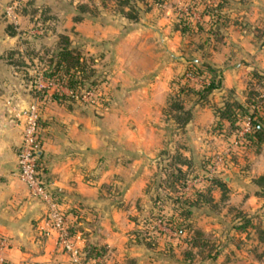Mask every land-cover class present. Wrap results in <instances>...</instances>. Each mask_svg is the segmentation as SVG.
Returning a JSON list of instances; mask_svg holds the SVG:
<instances>
[{
    "label": "crops",
    "instance_id": "obj_1",
    "mask_svg": "<svg viewBox=\"0 0 264 264\" xmlns=\"http://www.w3.org/2000/svg\"><path fill=\"white\" fill-rule=\"evenodd\" d=\"M29 1L48 3L44 7L49 10L50 2L56 0ZM114 1L102 5L98 0H61L67 6L63 16L70 22L60 33L67 34L83 54L99 53L97 65L108 62L110 66L107 77L113 88L109 103L100 110L75 98L52 97L54 89L46 86L40 71L34 75L38 84L26 86L21 71L2 54L15 47L23 49L16 44L20 33L16 29V34H9L0 21V233L11 241L6 264H76L57 240L47 202L32 195L17 173L22 122L14 109L34 101L31 88L37 86L46 90L39 106L41 176L72 227L70 238L80 251L79 263L116 264L128 255L142 264L156 254L165 264H178L173 256L156 252L160 246L151 248L128 240L141 226L144 212L151 209L147 204L150 194L163 188L156 180L163 172H154L150 166L155 161L160 165L164 156L159 151L164 150L162 116L168 94L165 49L179 37L180 31L172 24L188 0H145L147 9L142 0L133 1L139 9L135 20L117 11ZM82 3L92 10L80 11ZM30 57L35 65L36 59L41 62L39 57ZM155 65L160 68L154 70ZM227 72L231 75L235 70ZM207 106L199 108L210 112ZM262 173L264 168L251 175ZM248 227L235 226L237 230L231 233L245 237ZM89 244L107 249L102 255L84 258Z\"/></svg>",
    "mask_w": 264,
    "mask_h": 264
},
{
    "label": "rangeland",
    "instance_id": "obj_2",
    "mask_svg": "<svg viewBox=\"0 0 264 264\" xmlns=\"http://www.w3.org/2000/svg\"><path fill=\"white\" fill-rule=\"evenodd\" d=\"M133 1L137 3L138 0ZM114 2L116 4V1ZM64 3L61 0L50 2L51 7L46 10L47 17L45 22L42 23L47 30L40 31L36 27L39 18L29 12L35 7L42 8L48 3L32 1L28 5L26 0L17 2L0 0V21L4 25L3 28L7 31L6 26L9 24L14 25L15 28L17 27L16 29L20 34L16 39V44L24 46L22 50L14 48V50H19V53L15 51L13 60H15L16 69L21 71L24 78L23 83L26 86L34 83L38 84V81L34 80V75L38 71L42 72L46 63L43 61L39 63L36 57L50 54L51 48L58 41L59 30L66 28L68 26L66 24L70 22L69 18L64 17L62 13V10L67 7ZM201 6L199 4L197 8H193V13L197 15V18L201 16L198 14ZM9 7H12L11 13L7 12ZM24 9L25 12H23ZM224 10L229 14V18L226 21L223 19L219 21L223 34L222 39H220V35L217 36L207 31L209 30L208 21L202 20V30H187L184 34L179 33V37L175 39L176 41H169L170 48L165 49V76L168 80V94L179 88L182 82L189 81L191 84H200L204 77L192 70L201 71L209 63L220 70L219 73L225 81L221 89H216L210 94V101L213 105H220L223 98L227 97L230 89H232L234 96L241 100H244L248 93L255 100L260 94L264 97V0H228ZM56 12L62 15H55ZM15 13L17 16L14 15ZM18 14L20 17H18ZM50 29L51 31H49ZM36 30L39 32H36ZM73 40L78 39L74 37ZM9 50L13 49L5 50L2 53L4 58L9 56ZM30 56L36 59L37 65L30 60ZM85 56L89 58L88 64L91 67L93 66L92 68L95 70V77L90 78H95L96 86L93 88L97 90V95L89 101L78 96H75L74 100L94 109L97 107L100 110L105 104L109 103L110 92L113 88L108 84L109 78L107 77L110 66L108 62L102 65L96 64L99 61L97 58L100 56L99 53L94 56L85 54ZM170 62L172 64L168 66ZM153 68L155 70L160 67L155 65ZM231 68L235 70V73L230 75L227 70ZM231 85L233 87H230ZM37 87H32L31 90L35 96L34 100L38 101L39 106H41L43 98L36 95L35 90ZM181 96L185 107L191 108L192 117L185 126L177 127L178 124L173 118L163 113L164 143L161 147L164 150L160 147L159 150L161 149L162 152L160 150L159 153H163L164 156L159 160L160 165L157 164V161L151 162L152 166L150 168L154 172L156 170L161 172L171 169L172 155L175 156V161L182 163V166H184V161L182 159L179 161L176 158V154L179 153L181 158L187 156L191 157L192 160L187 176H183L188 178L187 187L185 186L183 190L191 191L195 185L201 184L204 178L212 174L211 176L224 177L227 180L228 191L226 198L223 200L219 189L213 190V198L218 204L217 209L209 205L193 207L192 213L187 217V221H193L197 227L204 231L205 236L210 240L209 246L196 249V253L190 258L184 257L183 250L187 248L186 238L176 236L172 229L159 224V228L166 233L158 237L160 249H156V252L161 251L168 258L173 256L171 259L176 260L178 264H264V241L257 239L256 228L249 226L246 229L247 234L245 237L231 233H235L237 230L234 223L242 220L239 212H244L257 226L264 227V196H257L254 193V188H257V185L251 181L254 178L251 174H255L259 169L264 168V143L261 145L260 150L244 148L240 141V136L243 133H240V131L241 128L246 126V120L238 121L240 130L236 135L230 134L228 123L226 121L219 123L215 116L213 117L214 113L211 106H207L210 107V112L199 108L202 105L195 103V95L188 90H184ZM197 109L200 111L196 112ZM210 113H212V116ZM261 152L262 157L261 154L256 155ZM254 155L256 156L252 158ZM164 168L166 169L164 170ZM161 176L163 175H158L159 178L156 180L162 178ZM181 183V181H178V185ZM248 184L250 186L245 188L244 186ZM173 192V196L180 195L177 190ZM184 195L186 197H182ZM189 195L191 194L184 193L181 194V198L175 199L172 194L165 193L163 188L157 194L153 191L150 194L151 201L149 199L147 203L151 204V212L145 211L143 216H150V214L157 212L156 204L162 206L163 212L170 213L173 209V203L187 204L186 202L181 203L178 199L184 201ZM157 199L159 203L156 202ZM177 200L179 202H176ZM142 220L140 219L139 222ZM131 238L134 237H130L128 242L135 243L134 239L131 240ZM167 242L170 243V247L168 244L166 245ZM106 249L105 247V251ZM207 252H212L214 257H204ZM216 252L217 254H215ZM226 254H228L227 260H225ZM78 256H80V252ZM120 257H122V254ZM131 258V256L125 255L123 258L116 260L115 263L130 264ZM79 260H81L80 257ZM165 262L164 259L158 258L154 254L149 262L145 260L142 264H165Z\"/></svg>",
    "mask_w": 264,
    "mask_h": 264
},
{
    "label": "trees",
    "instance_id": "obj_3",
    "mask_svg": "<svg viewBox=\"0 0 264 264\" xmlns=\"http://www.w3.org/2000/svg\"><path fill=\"white\" fill-rule=\"evenodd\" d=\"M100 4L106 5L109 0H98ZM116 10L122 13L129 19H137L139 9L133 3V0H115ZM145 4V8H149L148 1L142 0ZM162 0H153V2H160ZM32 1L27 0V4ZM228 0H188L185 9L180 10L176 21H174V28L178 29L181 34H184L187 30H202V20L208 21V29L210 33H214L222 39L223 34L219 21L223 19L224 21L229 18V14L225 12L224 7ZM201 4V10L199 14L201 18H197L193 13V8H197ZM189 5V6H188ZM80 11L92 10L87 3L79 4ZM48 8L35 7L30 10L29 13L39 18L36 22V27L40 31H46L47 28L43 26V22L46 20V10ZM26 10L24 9L23 12ZM204 15L208 18H202ZM7 32L9 34H16L17 30L14 25L9 24L6 26ZM220 31V32H218ZM218 37V38H219ZM217 38V39H218ZM50 54L38 55L39 59L46 63L41 75L43 79L47 82H56L61 84L66 89L71 90V93L65 92L63 90L54 89L51 92L52 97L57 98H75L74 93H79L83 89H88L96 86L94 68L88 64V59L85 54L81 52L80 49L71 44L69 36L65 33L58 34V41L51 48ZM9 56L6 57L10 62L15 63L13 60L15 51L19 53V50H9ZM45 51V50H44ZM47 51V50H46ZM93 60V59H92ZM207 67L201 71H194L198 75H202L204 78L200 84H191L188 82H182L181 86L174 90L171 94H168L166 98V106L163 109V113L166 116H171L173 120L178 124L177 127L185 126L187 122L192 117V110L190 107L186 108L184 101L182 100V93L184 90L195 95V103L201 105L211 106L215 118L219 123L226 121L228 128L230 129V134H237L239 132L240 120H248L249 128L243 132L241 137V144L244 148L254 150H260L262 143L264 142V97L260 94L255 100L251 95L246 94L245 99L241 100L234 96L232 89L229 90L227 97L225 96L220 105L215 106L210 101V94L216 89H221L223 76L219 73L216 67L211 64H206ZM92 69H91V68ZM36 95L42 97L45 93V87H37ZM40 121V118H39ZM179 161H184L179 163L175 161V156L172 155L170 164L171 169L167 171H162V178L158 179V186H162L165 189V193L174 194V190L180 195H174L173 197L181 198V194L188 193L191 194L185 200L178 199L181 203L186 202L187 204H172V211L170 213L163 212L162 206L156 204L158 211L150 214L143 218L140 227H136L133 230V237L135 242H142L146 246L155 248L159 246L158 237L166 232L159 228L158 221L175 232L176 236L186 238L187 248L183 250L184 257H192L196 253V249H202L209 246V238L205 236L204 231L197 227L195 223L191 220L187 221V217L192 213L193 207H201L202 205H209L217 209L216 201L213 198V190L219 189L220 196L224 200L228 191L227 180L223 177L211 176L209 174L203 179L201 184L195 185L191 191L187 192L183 188L187 187V176L190 170V164L192 162L191 157L182 156L181 154H176ZM166 168H164L165 170ZM178 181L182 183L178 185ZM253 184L257 185L254 188V193L258 196H264V173L254 177L252 180ZM185 183V184H184ZM172 191H171V189ZM159 192V191H158ZM170 196V197H172ZM169 197V198H170ZM182 197H186L185 195ZM171 199V198H170ZM176 202H179V201ZM159 203V200L157 201ZM208 207V206H207ZM151 212V210H150ZM239 216L242 220L240 223L235 224L239 229H245L249 225H252L257 229V239L259 241H264V227L257 226L253 223L250 218L244 214V212H239ZM69 234H71L72 227L68 226ZM170 243H166V245ZM86 252L84 258L94 257L96 255L104 254L105 246H97L95 244H89L85 248ZM208 251V249H207ZM80 252V251H79ZM217 254V252L215 253ZM214 257L212 252H207L204 257ZM130 264H136L134 259H130Z\"/></svg>",
    "mask_w": 264,
    "mask_h": 264
},
{
    "label": "built area",
    "instance_id": "obj_4",
    "mask_svg": "<svg viewBox=\"0 0 264 264\" xmlns=\"http://www.w3.org/2000/svg\"><path fill=\"white\" fill-rule=\"evenodd\" d=\"M11 8L9 7L7 9L8 13L12 12ZM45 82L46 86L53 87V89L66 90V92L71 93V90L66 89L61 84ZM96 91V89L91 87L83 89L79 93H74V96L89 101L93 100L97 95ZM14 111L15 116L22 122L21 141L17 152L18 176L28 186V190L32 195H37L47 202L48 216L57 232L58 242L70 253L72 260L80 264L78 256L79 250L70 238L67 216L63 208L54 200L51 192L46 188L41 176V167L38 161L41 147L39 102L34 100L19 109L15 108ZM245 124L246 126L241 128L240 133H243L249 128L248 120L245 121ZM158 224H160L159 221ZM168 230L170 231L169 228ZM10 244V237L5 233H0V264L7 263L6 250Z\"/></svg>",
    "mask_w": 264,
    "mask_h": 264
}]
</instances>
